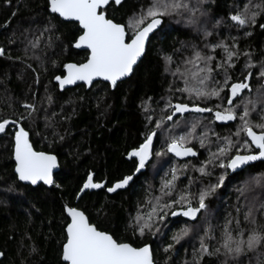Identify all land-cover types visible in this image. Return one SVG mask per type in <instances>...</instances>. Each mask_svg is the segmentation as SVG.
I'll return each instance as SVG.
<instances>
[{
	"label": "snow or ice",
	"instance_id": "6c2138e0",
	"mask_svg": "<svg viewBox=\"0 0 264 264\" xmlns=\"http://www.w3.org/2000/svg\"><path fill=\"white\" fill-rule=\"evenodd\" d=\"M204 3L205 0H146L137 10L127 13L126 19L117 20L115 12L123 6L124 0H46L48 22L39 35L33 34L28 40L24 53L29 59H39L34 51L29 56V49L39 48L45 33H49L47 40L51 46L53 30L67 22L75 28L72 46L86 49L87 57L84 62L63 65L66 75L54 77L59 88L63 90L66 85L78 81L91 86L96 80L115 88L133 72L134 65L157 38V33L164 32L165 18H178L186 27L202 34L203 48L194 44L186 46L191 48L190 53L182 56L174 69L168 67L175 63L173 56H164L166 70L183 84V87L170 85L168 91L173 95L180 93L183 99L176 97L177 102H173L171 97L167 98L159 115L155 110L148 112L145 107L143 140L127 152L134 171L111 183L97 180L89 171L75 198L81 199L89 190L106 189L114 193L126 189L137 173L142 174V170L149 167L153 156L158 160L170 154L184 162L172 163L162 178L159 194L154 195L147 189L144 199L138 201L136 214L129 218L133 236L145 238L162 233L169 228L170 217H183L179 228L170 229L171 243L164 248L165 253L190 238L197 240L199 247L193 245L192 260H186L185 264H206V257H216L219 264H253V261L264 264V171H249L253 162H264V58L257 60L251 51L240 49L237 38L231 35L227 38L231 39V44L225 40H207L221 25L243 29L245 35H251L248 29L253 26L264 29V22L257 20V17L264 20V0L256 4L244 3L242 10L237 7L227 17L230 24L214 19L211 29L206 19L207 10L202 7ZM175 51L180 52V49ZM5 56L12 58L0 47V57ZM242 56L243 70L237 77L236 65ZM253 77L258 82L255 93L250 83ZM48 99L51 101V97ZM22 107L28 111V117L36 111L33 104L25 102ZM205 113L208 116L205 117ZM28 117L21 115L20 120ZM217 122L228 125V135L215 131L212 125ZM182 123L185 130L177 133L176 128ZM9 124L15 128L14 171L18 180L31 185L39 182L52 185L57 157L35 150L32 133L17 120L3 119L0 133L5 132ZM233 127L235 131H231ZM155 139L161 141L159 150H154ZM193 141L206 149L203 160L198 159ZM188 157H196L198 166L185 159ZM151 166L155 168L156 165L153 162ZM190 167L201 177L214 176L215 182L210 180L193 192L192 176H187V184L180 182ZM235 177H239L237 200L243 197L244 201L234 206L235 214L229 212L225 216L217 236L216 228L207 220V201L217 189L225 186L226 180ZM257 189L260 190L258 195L255 194ZM63 211L66 217L60 247L61 264H154L148 243L141 246L116 238L113 233L100 229L78 206L66 204ZM3 255L0 252V256Z\"/></svg>",
	"mask_w": 264,
	"mask_h": 264
},
{
	"label": "trees",
	"instance_id": "16d2710c",
	"mask_svg": "<svg viewBox=\"0 0 264 264\" xmlns=\"http://www.w3.org/2000/svg\"><path fill=\"white\" fill-rule=\"evenodd\" d=\"M145 2L124 0L123 6L115 12L116 19H126L127 13L137 10ZM259 2L208 0L202 7L207 10L206 18L211 29L214 19L227 21L228 15L237 7ZM45 7L46 0H0V47H4L7 55L12 57H0V122L3 119L20 122L32 133L35 150L55 155L59 163L50 188L22 185L14 174L15 128L8 127L0 133V252L4 253L0 264H61L60 247L66 217L63 208L66 204L85 210L93 223L118 239L131 240L141 246L148 243L154 264L191 261L193 245L199 247L197 240L186 238L170 253L164 252L171 243L170 229L179 228V222L185 218L170 217L169 228L145 238L133 236L129 227V218L136 214L137 203L144 199L146 190L158 194L160 177H157L156 168L151 166L155 163V156L149 167L142 170V174L137 173L134 182H130L131 186L126 189L114 193H108L106 189L89 190L79 200L75 193L89 171L97 180L109 183L134 171L133 161L127 157V152L143 140L145 107L148 112L155 110L159 115L167 98L177 102L176 94L168 91L170 85L177 86V80L166 70L164 56L171 55L174 61L179 62L182 56L187 55L184 46L202 45V34L184 23L174 24L171 18H165L164 32L157 33V38L147 46L132 75L113 90L107 84L97 82L89 89L77 86L61 92L54 83V77L64 74V64L84 62L87 52L73 48L75 28L63 22L58 25V30H53L51 46L47 40L49 33H45L39 48L29 49L28 55L32 56L34 51L39 59L25 56L28 40L33 34L39 35L48 22L49 13ZM257 20L264 22L261 17ZM248 31L251 35H245L243 29L221 25L213 30L210 39L212 42L221 39L231 44V39L227 38L234 36L240 49L251 51L257 60L264 58V29L253 26ZM243 63L242 56L236 65L237 77L243 70ZM250 81L254 83L255 77ZM25 102L36 108L31 117L22 107ZM21 115L28 118L20 120ZM214 126L219 133L229 131L228 125ZM158 142L159 139L154 140V148ZM172 158L169 155L168 161L171 162ZM189 160L195 161L196 158ZM168 161L166 166L170 163ZM249 171H264V162L253 165ZM229 175L231 177L232 174ZM238 179L226 180L225 186L207 201V220L216 228L217 236L225 216L229 212L235 214L234 206L244 201L243 197L239 202L237 200ZM180 182L185 184L182 179ZM191 190L195 192L197 188L192 185ZM259 193L257 189L255 194ZM205 261L206 264H219L216 257H206Z\"/></svg>",
	"mask_w": 264,
	"mask_h": 264
},
{
	"label": "rangeland",
	"instance_id": "374dc122",
	"mask_svg": "<svg viewBox=\"0 0 264 264\" xmlns=\"http://www.w3.org/2000/svg\"><path fill=\"white\" fill-rule=\"evenodd\" d=\"M207 2H208V0H205V3H204V5L205 4H207ZM172 19V23H174V24H179V23H183L182 21H178V18H175V17H173V18H171ZM207 19V18H206ZM209 21V20H208ZM180 26H184V24H180ZM197 33V32H196ZM202 38V45L201 46H197L198 48H203V46H204V43H205V39H204V37L203 36H201ZM207 40L209 41V42H212V40L210 39V37H208L207 38ZM214 40H216V38H214ZM221 40V39H220ZM216 41H219V40H216ZM226 42V41H225ZM186 46H190V45H186ZM186 46H184L185 47V50H187V55L190 53V51H191V48L190 47H186ZM205 51H207V50H205ZM217 53H220V49H217ZM220 59V57H219V55H217V60H219ZM175 63H179V62H177V61H175ZM175 63H173V64H171V65H168V67H171L172 69H174L175 67H176V64ZM165 66H166V63H165ZM255 70V69H254ZM239 74V73H238ZM175 79V78H174ZM176 80V79H175ZM177 84L176 85H178V86H180V87H183V84L179 81V80H177V82H176ZM255 88H254V90H253V93H255L256 92V89H257V87H258V82L256 81V79H255ZM176 94V96L177 97H180V98H182L183 99V97L181 96V94L180 93H175ZM212 127L214 128V125H212ZM183 130H185L184 129V127H183V123L181 124V126L179 127V128H176V132L177 133H179V132H181V131H183ZM231 131H235V128H233V130H231ZM229 134V131H226V132H224V133H222V134H220V135H228ZM210 135V137H211V139L212 140H215V137L214 136H211V134H209ZM193 144H195V147H196V149H198V159L199 160H203L204 158H205V156L207 155V151H206V149L205 148H200V146H199V144L196 142V141H193ZM160 147H161V141L159 140V142H158V145L156 146V149L155 150H159L160 149ZM212 150H215L214 149V147H213V149ZM168 158H169V155L168 156H164V157H161L160 159H158L157 160V158L155 157V165H156V173H157V177H160V180H159V188H160V185H161V182H162V178L164 177V175H165V173L168 171V169H169V167L172 165V163L173 162H175V163H177V164H180V163H183V162H178L177 161V159H174V157L171 159V162L170 161H168ZM198 159L197 160H195V161H191L193 164H197V166H198ZM167 161L168 162H170L169 163V165L168 166H166L168 163H167ZM217 172H219L220 170L219 169H217L216 170ZM187 176H192L193 178H194V181H193V185L198 189L199 187H203L205 184H207L210 180L212 181V182H215V177L213 176V177H201L200 176V174L198 173V172H196V171H194L191 167L189 168V170H188V172L184 175V176H181V178H180V180L182 179V181H184V183L185 184H187ZM218 190V189H217ZM193 191V190H192ZM159 194V193H158Z\"/></svg>",
	"mask_w": 264,
	"mask_h": 264
},
{
	"label": "water",
	"instance_id": "95a60500",
	"mask_svg": "<svg viewBox=\"0 0 264 264\" xmlns=\"http://www.w3.org/2000/svg\"><path fill=\"white\" fill-rule=\"evenodd\" d=\"M74 48V47H73ZM75 50H77V51H82V52H87V50L86 49H83V48H81V49H76V48H74ZM145 54V53H144ZM144 54L142 55V57L138 60V62H137V64L141 61V59L143 58V56H144ZM137 64L136 65H134V68L137 66ZM134 71V70H133ZM133 73V72H132ZM132 73H130L129 74V76L128 77H125V78H123L121 81H119L118 83H121V82H123V81H125V80H127L131 75H132ZM63 75H66V72H65V70H64V74ZM97 82H102V83H105V84H107V82H104V81H101V80H96V81H94L93 82V84H95V83H97ZM54 83L58 86V84H57V82L55 81V79H54ZM92 84V85H93ZM91 85V86H92ZM77 86H84L86 89H89L91 86H88V85H84L83 84V82H77L76 84H73V85H66L65 86V88L63 89V90H61L60 88H59V86H58V90L59 91H64V90H67V89H71V88H74V87H77ZM110 87V86H109ZM110 89L111 90H113L114 88H112V87H110ZM8 127H12V125L11 124H9V125H7L6 126V128H8ZM193 157H188V158H185L186 160H188V159H192ZM13 162H14V168H15V161H14V146H13ZM259 161H257V162H253V164H255V163H258ZM58 169H59V163H58V160H57V167L55 168V169H53V178H54V176H55V174L58 172ZM14 174H15V171H14ZM231 174V173H230ZM15 176H16V174H15ZM17 177V176H16ZM17 179H18V177H17ZM19 181V180H18ZM22 185H28V186H31V187H36V186H40V185H42V186H44L45 188H50L52 185H44L42 182H39L37 185H31V184H29V183H27V182H23V181H19ZM65 215H66V213H65ZM151 248V247H150ZM1 258H2V256H0V260H1Z\"/></svg>",
	"mask_w": 264,
	"mask_h": 264
},
{
	"label": "flooded vegetation",
	"instance_id": "af4514ba",
	"mask_svg": "<svg viewBox=\"0 0 264 264\" xmlns=\"http://www.w3.org/2000/svg\"><path fill=\"white\" fill-rule=\"evenodd\" d=\"M250 83H251V81H250ZM252 84V88H253V90H254V88H255V82L254 83H251ZM185 115H188V114H185ZM205 117L206 116H208V114L207 113H205V114H203ZM229 123H233V122H229ZM214 125H218V126H223L222 124H220L219 122H217L216 124H214ZM224 126H226V125H224ZM234 128V127H233ZM233 128L231 129V130H233ZM214 129H215V131L217 132V133H219L218 132V128H217V126H214ZM224 133V132H223ZM219 134H222L221 132L219 133ZM154 149H156V147L154 148ZM170 155V154H169ZM193 158H196V157H193ZM199 158V157H198ZM174 159H177V161L178 162H184L183 160H179L178 158H175L174 157ZM189 160V159H188ZM196 160H197V158H196ZM258 163H262V162H258ZM255 164H257V163H255ZM255 164H253V165H255Z\"/></svg>",
	"mask_w": 264,
	"mask_h": 264
}]
</instances>
